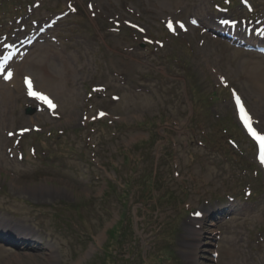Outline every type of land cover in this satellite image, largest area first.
Listing matches in <instances>:
<instances>
[{
    "label": "rangeland",
    "instance_id": "obj_1",
    "mask_svg": "<svg viewBox=\"0 0 264 264\" xmlns=\"http://www.w3.org/2000/svg\"><path fill=\"white\" fill-rule=\"evenodd\" d=\"M263 50L264 0H0L46 92L0 89V264H264Z\"/></svg>",
    "mask_w": 264,
    "mask_h": 264
},
{
    "label": "bare ground",
    "instance_id": "obj_2",
    "mask_svg": "<svg viewBox=\"0 0 264 264\" xmlns=\"http://www.w3.org/2000/svg\"><path fill=\"white\" fill-rule=\"evenodd\" d=\"M20 72V69L17 68V66L15 68H13L10 72H8V76H7V79L8 82L7 83H3V81L0 83V89L3 88L4 86L7 87L6 90L7 91H10L11 92V89L9 88V84L13 83L14 85L16 84V81H17V84L20 83L21 87L24 89H26L28 92H38L40 94L42 93H46L43 88L41 87H45L43 84H40L39 86L38 85H33L32 84V81L28 82V80H24L22 79V76L19 77L18 73ZM259 76L262 78L264 77V72H260ZM42 80H45V78H43ZM16 87V85H15ZM260 93L264 94V89L260 91ZM245 113V112H244ZM244 123H246V121H244ZM249 126H247L248 128ZM246 128V130H247ZM5 224H7L5 222ZM5 224H3V226H5ZM9 225L7 228L5 227V229H7V231L10 232V235L11 238H21V239H24L29 235V232L26 228H23V225H19L18 223H12L11 225L10 224H7ZM2 226V227H3ZM20 239V240H21Z\"/></svg>",
    "mask_w": 264,
    "mask_h": 264
},
{
    "label": "water",
    "instance_id": "obj_3",
    "mask_svg": "<svg viewBox=\"0 0 264 264\" xmlns=\"http://www.w3.org/2000/svg\"><path fill=\"white\" fill-rule=\"evenodd\" d=\"M25 110H26V113H28V114L31 113V108L30 107H27V109H25Z\"/></svg>",
    "mask_w": 264,
    "mask_h": 264
},
{
    "label": "trees",
    "instance_id": "obj_4",
    "mask_svg": "<svg viewBox=\"0 0 264 264\" xmlns=\"http://www.w3.org/2000/svg\"><path fill=\"white\" fill-rule=\"evenodd\" d=\"M108 231H109V232H114L113 228H112V230H111V229H109Z\"/></svg>",
    "mask_w": 264,
    "mask_h": 264
}]
</instances>
